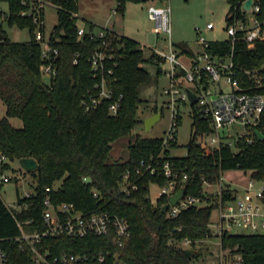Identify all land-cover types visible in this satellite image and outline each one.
Listing matches in <instances>:
<instances>
[{
    "label": "trees",
    "instance_id": "trees-1",
    "mask_svg": "<svg viewBox=\"0 0 264 264\" xmlns=\"http://www.w3.org/2000/svg\"><path fill=\"white\" fill-rule=\"evenodd\" d=\"M2 1L8 3L9 11L4 16L0 9V18L6 17L10 24L19 27H29L31 38L15 42L3 33L4 39L0 41V98L6 105V116L0 119V155L7 159L34 157L38 162L37 169L29 172L35 179V193L29 198L18 199L26 201L27 206L14 210L0 197V247L7 251L9 264H33L28 250L21 249L14 240L20 233L18 221L30 220L31 226L43 228L41 214L46 187L54 186L59 179H62L60 187L48 193L53 204L70 202L83 211L108 208L128 220L131 236L121 248V256L127 264H191L193 256L187 257L185 247L179 243L187 239L194 247L197 240L210 236L211 213L216 206L214 196L204 191V182L217 183L222 170L236 167L249 170L252 178L264 179V112L256 125L263 133L262 138H257L253 130V141L239 140L236 151L229 146L206 151L198 140L210 126L193 103L192 134L186 144V155H170L168 148L177 145L176 135L168 141L167 147L163 145V137L136 135L128 145L127 158L110 161L111 143L129 135L139 123L138 89L150 78L143 64L154 63L160 73L161 58L154 51L146 57L137 40L119 34L112 45L116 65L110 85L116 93L123 94L121 107L117 114L111 115L109 101L104 100L96 108L84 110L83 94L94 83L88 57L99 40L86 35L76 39L77 16L73 13L77 12V0H56L60 5L59 22L53 31L59 37L55 42L57 74L50 83L41 75V46L32 38L31 18L20 15L19 0H0V3ZM126 1L162 0H116V11L123 13ZM226 1L230 4L227 23L233 21L229 17L231 12L237 17L243 16L240 0ZM258 3L262 15L264 0ZM86 25L93 26L89 21ZM173 45L181 53H193L184 42ZM231 46L229 39L210 40L209 50L225 55L231 51ZM75 53H78L77 63H73ZM233 62L240 84L250 92L264 94V38L252 47L243 40H236ZM9 117L20 118L22 127H14ZM179 119L180 116L178 122ZM165 158L187 172L188 178L183 183L185 192L204 198L207 203L192 205L168 216L162 211L166 196H160L155 203L151 201L148 196L150 183L164 184L169 178L158 173L138 174L135 169L141 167L142 160L155 162ZM0 164V172L8 167L6 161ZM127 170L130 181L136 185L129 192L121 190ZM86 176L91 177L90 183L83 180ZM92 188L99 190L101 200L93 196ZM230 193V190L225 191L224 197H229ZM42 244L49 246L53 254L64 251L96 254L102 249L116 248L107 237L93 234L81 238L49 237ZM220 246L228 255H240L241 264H264V232L223 231Z\"/></svg>",
    "mask_w": 264,
    "mask_h": 264
},
{
    "label": "built area",
    "instance_id": "built-area-1",
    "mask_svg": "<svg viewBox=\"0 0 264 264\" xmlns=\"http://www.w3.org/2000/svg\"><path fill=\"white\" fill-rule=\"evenodd\" d=\"M246 0H240V11L243 16L237 17L230 13L233 21L226 24L227 37L231 42V51L225 55L211 52L209 50L210 40L200 35L197 39L198 49L187 55L186 63L179 58L180 52L174 48L171 41L170 14L171 7L168 1L150 2L147 6L148 17L153 22V31L156 34L165 33L168 41V50L154 51L161 59L158 70L164 72L168 78V85L163 88L167 95V106L171 109L170 125L163 136L164 147L168 141L175 138L176 126L178 125L179 109L181 103L190 101L187 87L195 96V108L201 116L208 120L210 130L199 137L198 142L206 151H213L222 146H237L239 140L243 139L252 142L253 130L255 134L256 125L264 112V94L250 92L245 89L235 76L233 62V48L236 40H243L248 47H252L257 40L264 38V14H260L261 7L258 0H253L250 9L246 10L243 4ZM22 5L21 16L30 17L33 22L34 41L41 46V75L47 78V83L57 74L56 59L58 47L55 42L58 36L52 33L45 34L44 9L46 6H53L59 9L56 0H19ZM250 14V16H247ZM7 16V12L3 11ZM76 15V13H73ZM77 16V15H76ZM214 27L213 22H207V30ZM54 35V36H53ZM97 38L99 40L88 57L90 63V76L94 83L86 89L81 104L84 110L96 108L102 101L108 100V112L111 115L117 114L121 107L123 94L116 93L111 87L114 78L113 66L116 61L113 53V43L118 38V33L106 27L93 25L78 26L77 40L84 36ZM78 62V53H75L73 63ZM167 63V69L161 68V63ZM249 73V71L247 70ZM222 80L228 85V90H217V84ZM191 84L193 89L188 85ZM239 126H242L247 134L239 133ZM207 138L208 140H205ZM7 158L0 155V163ZM138 174H164L169 179L164 184H157L159 190L156 202L160 196H166L168 216L176 215L181 209L192 205H203L207 203L204 198L188 195L177 201L176 204L169 202V196L175 194L188 178L183 168L175 165L171 160L141 161V167L135 169ZM13 177L0 172V188ZM15 178V177H14ZM130 171L123 175L121 190L129 192L135 189L136 185L130 181ZM18 179V177H16ZM258 179L251 178L247 187L242 192H234L228 186L221 185V178L218 190L214 194V204L219 209V222L216 223V232L220 235L233 226L241 228L246 233L264 232V185H257ZM207 183V182H204ZM54 186L46 187L44 197V209L42 211L43 228L31 226L30 220L18 221L20 228L19 235L14 237L21 249L28 250L33 264H127L121 256V248L131 236V229L128 220L118 212L108 208L96 207L87 211L77 209L73 203L61 202L53 204L48 194ZM230 190V196L224 197V192ZM35 193V188L27 190L23 197L19 194L16 198V206L7 205L14 210H20L27 206L26 201L19 202V198H29ZM93 196L101 200L102 196L96 188H92ZM149 196V194H148ZM164 205V204H163ZM105 236L116 248H106L96 254L61 252L53 254L49 246L43 245V241L49 237L66 236L70 238H81L86 235ZM185 243L189 240L185 239ZM0 264H9V256L5 249L0 247ZM232 264H241L239 257Z\"/></svg>",
    "mask_w": 264,
    "mask_h": 264
},
{
    "label": "rangeland",
    "instance_id": "rangeland-1",
    "mask_svg": "<svg viewBox=\"0 0 264 264\" xmlns=\"http://www.w3.org/2000/svg\"><path fill=\"white\" fill-rule=\"evenodd\" d=\"M170 4V25L171 41L173 44L185 42L188 47L198 46L197 39L200 35L207 40H221L227 37L226 24L227 13L230 4L226 0H166ZM158 2V1H155ZM150 2L126 1L123 13L111 14L110 21L121 27V30L128 37H131L142 44L145 55L148 56L153 46L167 45L165 33L156 34L152 27L153 22L148 17L147 6ZM116 6V0H77L78 26L86 25L91 17L101 19L107 17L111 8ZM0 9L4 12L9 11V5L6 1L0 3ZM247 16H250L248 14ZM45 34L49 35L54 31L59 22V13L53 6H46L44 9ZM207 22H213L214 27L207 30ZM0 28L10 41L24 42L31 38L29 27H19L16 24H10L6 17L0 18ZM159 41V43H157ZM166 47V46H165ZM175 47V46H174ZM167 51V47L164 48ZM185 60L184 56H180ZM150 73V78L146 83L139 86L138 95L141 101L138 104L137 117L139 123L133 128L127 136H122L111 143L110 161L124 160L129 154L128 145L133 142L136 135L144 137H163L170 125L171 109L167 106V95L163 93V88L168 85V78L164 72L156 73V66L153 63L143 64ZM161 68L167 69V64L163 63ZM43 80L46 82L47 78ZM192 89V85L188 84ZM228 90V85L222 80L217 84V90ZM180 119L176 126L177 145L168 148L169 153L174 156H184L187 153L186 144L192 134V115L193 106L190 101L181 103L178 106ZM161 112L160 117L155 121L150 129L145 128L144 119L154 113ZM6 116V105L0 98V119ZM14 127H22L23 122L18 117L10 118ZM240 134H247V131L239 126ZM205 140H208L205 138ZM233 150L238 147L233 145ZM8 167L1 172L13 177L0 188V197L6 205L16 206V198L19 194L23 197L27 190L35 186V179L32 174L24 171L19 164L18 159H6ZM1 169V164H0ZM18 177V179H15ZM250 171L241 168H228L222 170L223 182L238 188L241 192L248 184ZM62 179L54 182V187H60ZM257 185H264V179H258ZM208 190L217 189V184L207 187ZM159 186L156 183L149 185V197L154 200L157 197ZM214 196V194H212ZM219 222V209L215 206L211 213L210 230L211 235L205 237L202 241H196L195 248L198 253L192 257L191 264H232L234 256L223 252L220 246V237L216 233ZM231 233L247 231L233 226L229 229ZM184 247L191 246L190 243L181 241L179 243Z\"/></svg>",
    "mask_w": 264,
    "mask_h": 264
},
{
    "label": "water",
    "instance_id": "water-1",
    "mask_svg": "<svg viewBox=\"0 0 264 264\" xmlns=\"http://www.w3.org/2000/svg\"><path fill=\"white\" fill-rule=\"evenodd\" d=\"M253 0H246L243 4L244 9L248 10L250 9V6L252 4ZM62 33V32H61ZM4 39V34L3 32L0 30V41ZM188 94H189V98H190V103L193 104L196 101L195 96L192 94L191 90H188ZM161 112H156L150 116H147L144 119V123H145V128L146 129H150L153 124L155 123V121L160 117ZM255 134L257 136V138H262L263 133L258 130L255 129ZM20 167L26 171L27 173L32 172L34 170L37 169L38 167V162L34 157H21L18 159ZM83 180L87 183L91 182V177L90 176H86L83 178ZM185 194V187H181L175 194L169 196L168 200L170 203L172 204H176L177 201L179 199H181ZM168 207V203H165L162 206V211L166 212ZM184 252L186 254L187 257H192L194 256L196 253H198V249L192 246H188L184 248Z\"/></svg>",
    "mask_w": 264,
    "mask_h": 264
},
{
    "label": "crops",
    "instance_id": "crops-1",
    "mask_svg": "<svg viewBox=\"0 0 264 264\" xmlns=\"http://www.w3.org/2000/svg\"><path fill=\"white\" fill-rule=\"evenodd\" d=\"M116 4H117V2H116ZM116 7V6H115ZM115 7H112L111 8V12L112 13H109V15L107 16V17H102L101 19H97V18H95V17H91V19H89V22H91L93 25H95V26H100V27H106V28H109V29H111L112 31H114V32H116V33H118V34H123V35H125V36H127L126 34H124L123 33V31L121 30V27L120 26H118V25H116L114 22L112 23L111 21H110V19L109 18H112V16H111V14H115V13H117V11H116V8ZM76 15H77V17L79 16V14L76 12ZM140 43V42H139ZM157 43H159V41H157ZM185 43V42H184ZM140 45L142 46V44L140 43ZM167 47V50H168V45H161V46H158V45H156V46H153V47H151V51H150V54H151V52L152 51H157V50H163V51H166V50H164V48H166ZM175 49H177V51H179L180 52V50L178 49V48H176V47H174ZM190 49H191V51L194 53L197 49H198V46L197 47H194V48H191V47H189ZM149 54V55H150ZM148 55V56H149ZM188 54H186V53H181L180 52V54H179V58H180V56H184L185 57V60H183V59H181L180 58V60L182 61V62H184V63H186L187 61H186V59H187V56ZM146 56V55H145ZM148 56H146V57H148ZM151 63V62H150ZM166 63V62H165ZM154 64V63H153ZM163 63H161V65H162ZM167 64V63H166ZM155 65V64H154ZM168 65V64H167ZM156 66V65H155ZM156 73H157V70H156ZM158 75H159V73H157ZM187 89V92H188V90H190L188 87L186 88ZM154 113H156V112H154ZM154 113H152V114H154ZM152 114H150V115H152ZM150 115H148V116H150ZM10 118H12V117H9V120H10ZM11 122V121H10ZM236 151V150H235ZM171 155V154H170ZM174 156V155H173ZM252 177H250V179H251ZM249 179V180H250ZM213 184H217V189H212V190H208L207 189V187L208 186H211V185H213ZM221 185H224V186H228V188L229 189H231L232 191H234V192H241L238 188H236V187H232L231 185H229V184H226V183H224L223 182V178H222V175H221ZM248 185V184H247ZM247 185L243 188V190L247 187ZM220 186V183H204V185H203V187H204V191L206 192V193H208V194H215V192L218 190V187ZM211 223V222H210ZM209 227H210V224H209ZM217 233V232H216ZM218 234V233H217ZM219 235V234H218ZM219 237H220V235H219ZM203 240V239H202ZM202 240H197V241H202ZM184 241V240H183ZM234 256V258H233V262L234 261H236L239 257H240V255H233Z\"/></svg>",
    "mask_w": 264,
    "mask_h": 264
}]
</instances>
